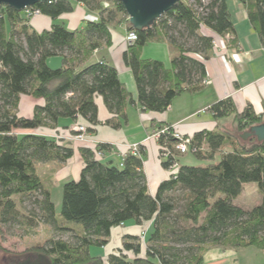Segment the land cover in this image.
<instances>
[{
	"label": "trees",
	"instance_id": "1",
	"mask_svg": "<svg viewBox=\"0 0 264 264\" xmlns=\"http://www.w3.org/2000/svg\"><path fill=\"white\" fill-rule=\"evenodd\" d=\"M264 46V0H237ZM73 2L97 11L98 21H85L81 28L68 29L53 22L49 29L35 31L24 11L0 7V223L20 221L28 227L40 221L53 230L73 232V240L51 237L39 246L38 254L52 264H203L212 246L223 249L253 247L264 253V141L241 134L264 120L250 104L236 109L231 96L211 104L206 111L215 120L232 116L239 141L227 129L200 130L190 138L192 152L199 159L217 163L208 166L179 165L173 128L162 133L157 143L169 150L162 166L177 163V170L162 180L154 194L148 191L143 169L145 151L129 153L118 163L98 159L95 152L109 150L107 144L79 147L83 166L77 179L62 184L61 209L57 213L49 190L37 166L61 164L73 155V148L59 139L18 129L55 128L59 119L86 122L87 132L98 123L95 97L111 114L104 124L118 128L124 110L134 104L114 65L100 59L81 64L102 44L111 42L110 26L122 20L137 38L124 52L144 111L164 112L183 91L204 87V60L213 51L214 36L230 38L226 47L236 45L234 24L226 0H178L151 27L133 29L119 0H49L31 6L52 19L71 12ZM208 28L211 34L201 31ZM154 38L165 39L173 54L169 66L161 60L142 58L140 48ZM59 57L57 68L48 65ZM21 95L43 100L31 117L18 115ZM170 126L156 124L157 128ZM254 182L261 203L245 210L232 203L244 183ZM181 193V198L176 193ZM222 194L221 196L218 194ZM31 202L22 213L17 202ZM18 200V201H17ZM150 222L149 235H126L122 244L106 258L92 256L90 246L104 247L113 227ZM73 226L79 228L76 231ZM1 232V228H0Z\"/></svg>",
	"mask_w": 264,
	"mask_h": 264
},
{
	"label": "crops",
	"instance_id": "2",
	"mask_svg": "<svg viewBox=\"0 0 264 264\" xmlns=\"http://www.w3.org/2000/svg\"><path fill=\"white\" fill-rule=\"evenodd\" d=\"M232 3L233 9H229V11L235 33L231 37H235L236 45L226 47L225 50L213 49L210 56L204 60L206 67L204 87L197 92L183 91L175 96L169 107L161 113L144 111L137 101L135 81L130 67L123 58L124 52L128 48L124 42V37L128 32L127 22L122 20L110 26V44H102L95 49L81 66L105 59L116 68L121 83L134 99V104L125 108V118L120 120L119 127L112 128L104 124L105 120L112 116L105 107L101 96H96L97 117L100 123L93 127L92 132H88V137L92 141L90 143L73 142L67 138L74 124L86 125V122L80 117L75 120L59 119L55 128L39 127L32 130H16L17 133H35L59 139L63 144L73 148V155L65 162L44 164L48 165V174L51 176L47 178L45 187L49 190L52 201V190L57 183L78 178L83 166V159L78 150L81 146L95 148L98 144H107L110 149L103 151L102 158L112 160L115 163L120 161L119 153L125 150V147H116L115 144L142 146L145 151L143 169L148 191L150 194H154L158 184L169 175L168 170L162 166L158 143L150 136L153 130L157 128L156 124L172 125L177 131L188 136L203 129L222 128L220 127V119L215 120L211 113L206 110L211 104L227 96L232 97L238 111L250 104L256 114H264V46L248 22L244 7L237 0H232ZM99 17L97 11L88 9L82 3L73 2L71 12L63 13L56 19L39 13L29 20V25L35 31L41 32L49 29L55 21L63 23L70 30H74L81 28L85 21H98ZM201 31L211 34V31L206 27H203ZM140 56L161 60L166 66H169L173 54L165 39L154 38L142 45ZM47 63L50 67L57 68L60 66L61 60L59 57H51ZM42 103L43 100L40 98L21 95L18 103V115L31 117L34 107ZM150 225V222H143L140 225L130 222L113 227L108 243L102 247L104 254L98 256L106 258L113 253L121 246L123 237L126 235L139 236L145 232L146 236ZM242 249H249L264 264V253L253 247ZM231 250L235 251V249ZM212 251L214 250L211 249L210 254ZM222 257V255H217L213 259L210 258L214 264H225L220 262Z\"/></svg>",
	"mask_w": 264,
	"mask_h": 264
},
{
	"label": "rangeland",
	"instance_id": "3",
	"mask_svg": "<svg viewBox=\"0 0 264 264\" xmlns=\"http://www.w3.org/2000/svg\"><path fill=\"white\" fill-rule=\"evenodd\" d=\"M227 3L229 9H233L232 0H227ZM219 122L220 127L227 129L239 141L238 136L240 133L235 128L232 116L221 118ZM218 158L219 156L216 155L213 160L199 159L191 152H187L179 156L177 163L179 165L208 166L217 163ZM48 168V165L44 164L37 166L38 172L45 180L51 177L48 174ZM176 170L177 167L174 171ZM63 183L64 182L57 183L52 190L53 201L55 203L57 213L61 209ZM218 195L221 196L222 194L219 193ZM176 197L180 199L181 193L177 192ZM261 200L262 195L258 190L257 185L254 182H248L242 185L240 193L232 199V203L248 210L260 204ZM17 207L22 213L30 212L29 210L33 208L30 200L28 199H23L22 203L17 202ZM26 224V219L23 216L20 217V221L18 222L0 223V264H22L27 259H35L36 255L40 253L39 246L43 245L47 239L51 237H58L69 242L73 240V232L71 231L53 230L41 221L39 223H35L31 227H28ZM73 228L76 231L79 230L77 226H73ZM149 232L146 234V238L148 237ZM211 249L214 251L210 254ZM90 254L92 256L104 254V249L102 247L92 245L90 246ZM217 255L223 256L220 259V262H224L225 264H262L260 262V258L251 253L249 249L246 250L239 248L233 251L230 248L223 249L215 246L207 249L204 254L203 264H214L212 259Z\"/></svg>",
	"mask_w": 264,
	"mask_h": 264
},
{
	"label": "water",
	"instance_id": "4",
	"mask_svg": "<svg viewBox=\"0 0 264 264\" xmlns=\"http://www.w3.org/2000/svg\"><path fill=\"white\" fill-rule=\"evenodd\" d=\"M39 1L49 0H0L1 6H8L17 12L23 11L27 7L35 5ZM126 15L129 25L135 30H143L169 11L178 0H119ZM245 140L254 137L257 142L264 141V121L251 125L241 134ZM32 264H52L47 257L37 254Z\"/></svg>",
	"mask_w": 264,
	"mask_h": 264
},
{
	"label": "built area",
	"instance_id": "5",
	"mask_svg": "<svg viewBox=\"0 0 264 264\" xmlns=\"http://www.w3.org/2000/svg\"><path fill=\"white\" fill-rule=\"evenodd\" d=\"M205 1V0H202ZM24 14L26 17L29 19L36 14H39L40 12L37 9H32L31 7H27L24 10ZM214 36V40L212 41L213 48L214 49H220V50H225L226 49V43L225 41L229 38V35L226 34L225 36ZM137 38L136 34L134 31H128L124 37V42L126 43V46H129L133 41H135ZM170 128H173L171 135L173 138H175L176 143L174 145V149L179 153V154H185L187 152H195L196 148L190 147V141L191 138L188 135H184L177 131L174 126H163L161 128H155L153 132L151 133V137L154 138L157 142L159 136L162 133L168 132ZM58 137V136H56ZM69 140L73 142H80V143H90L92 142L89 137H88V132L86 130L85 125L81 124H74L71 127V131L67 137ZM116 147H125V150L121 151L119 153V159L122 161L129 153L132 154H137L138 153V145L137 144H131V145H122V144H115ZM159 146V144H158ZM169 154V150L166 147H161L159 146V156L161 161L167 159ZM95 157L98 159H101L103 157L102 152L96 151L95 152ZM177 167V163H173L170 165V167L167 169L169 174L174 173V169ZM140 240L143 242L145 239V232H142L139 235Z\"/></svg>",
	"mask_w": 264,
	"mask_h": 264
},
{
	"label": "flooded vegetation",
	"instance_id": "6",
	"mask_svg": "<svg viewBox=\"0 0 264 264\" xmlns=\"http://www.w3.org/2000/svg\"><path fill=\"white\" fill-rule=\"evenodd\" d=\"M32 261H34V259L32 260L30 258V259H27L26 261H24L22 264H32Z\"/></svg>",
	"mask_w": 264,
	"mask_h": 264
}]
</instances>
